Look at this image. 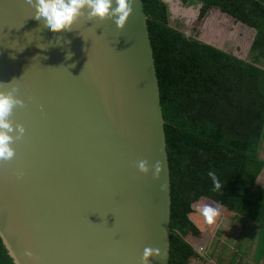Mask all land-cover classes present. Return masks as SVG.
I'll use <instances>...</instances> for the list:
<instances>
[{"label":"water","instance_id":"1","mask_svg":"<svg viewBox=\"0 0 264 264\" xmlns=\"http://www.w3.org/2000/svg\"><path fill=\"white\" fill-rule=\"evenodd\" d=\"M131 7L120 29L82 16L50 32L26 0H0V81L23 105L8 117L15 160L0 164L14 264H140L145 247L168 264L164 119L142 0Z\"/></svg>","mask_w":264,"mask_h":264},{"label":"trees","instance_id":"2","mask_svg":"<svg viewBox=\"0 0 264 264\" xmlns=\"http://www.w3.org/2000/svg\"><path fill=\"white\" fill-rule=\"evenodd\" d=\"M179 1L199 4L197 20L215 7L254 34L248 57L240 58L170 25L166 0H142L169 166L168 264L203 261L185 239L218 223V215L211 223L201 214L193 216L201 198L258 224L256 247L264 253V188L254 189L264 167V69L256 64L264 60V0ZM215 21L210 15L205 26H220ZM207 33L205 39L219 43ZM209 171L220 188H213ZM0 264H14L1 237Z\"/></svg>","mask_w":264,"mask_h":264},{"label":"rangeland","instance_id":"3","mask_svg":"<svg viewBox=\"0 0 264 264\" xmlns=\"http://www.w3.org/2000/svg\"><path fill=\"white\" fill-rule=\"evenodd\" d=\"M166 2L169 10L170 25L178 28L186 36L210 43L241 58L248 57L250 39L253 36L252 33H254L252 28L235 21L231 16L215 7H211L202 20H197L199 4L185 5L179 0H166ZM210 15L214 17L215 22L221 21L220 26L215 27L213 22L208 28L205 26ZM207 32L214 33V38L219 43L205 39L203 34H208ZM261 61L259 63H264V60ZM262 172L264 170L261 171L257 178L259 185L263 183ZM194 205L195 214H192L195 218H197L196 215L200 214L199 211H196V207L200 208L203 205L217 209L218 215V224L204 228L197 237L192 234L185 236V239L197 252L200 249L202 250V246L207 243V247L213 248V251L214 248L216 249L213 256L217 259L218 264H264L263 247L261 245L259 247L252 246L250 242L258 239V231L256 234L254 233L255 227L253 225L255 223L251 225L249 219L234 214L207 198H201ZM193 221L196 224L197 220L193 218ZM261 244H264V239ZM250 246L252 247L249 249ZM220 248L223 249L222 252L218 251ZM251 250L253 251L251 252ZM250 252L251 254L249 255ZM207 259H203V261L197 260V262L192 259L190 264H205Z\"/></svg>","mask_w":264,"mask_h":264},{"label":"clouds","instance_id":"4","mask_svg":"<svg viewBox=\"0 0 264 264\" xmlns=\"http://www.w3.org/2000/svg\"><path fill=\"white\" fill-rule=\"evenodd\" d=\"M26 3L33 9L31 17L50 32L71 30L73 23L82 16L90 21L110 17L116 28L120 29L132 12L131 0H26ZM67 55L70 56L71 53ZM11 82L0 81V164H11L15 160L12 137L9 135L12 128L8 117L14 107H23L22 102L13 95L15 88L6 87ZM17 133L19 139L23 140L25 132L17 127ZM136 167L141 173L148 172L147 162L144 160L138 161ZM159 171L160 163L157 161L153 165V175H157ZM208 175L212 178L213 188H220L214 173L209 171ZM197 211L208 223H211L217 215V209L208 205H203ZM159 252L157 248L145 247L140 257V264H147L148 257H156Z\"/></svg>","mask_w":264,"mask_h":264},{"label":"crops","instance_id":"5","mask_svg":"<svg viewBox=\"0 0 264 264\" xmlns=\"http://www.w3.org/2000/svg\"><path fill=\"white\" fill-rule=\"evenodd\" d=\"M254 32V31H253ZM254 33H252V35H253ZM252 37L253 36H251V39H250V43H251V40H252ZM250 43H249V45H250ZM237 56V55H236ZM239 57V56H238ZM241 58V57H240ZM261 60V59H260ZM260 60H258L257 62L258 63H256L259 67H261V68H263L264 69V63L262 62V63H259V61ZM260 156L261 157H263L264 158V146H263V149L260 151ZM262 170H264V167H263V169ZM263 174H262V176H263V183L261 184V185H259L260 183H258V180L256 179V185H255V187H254V189L256 190L257 188H264V172H262ZM258 178V177H257ZM233 213V212H232ZM234 214H236V213H234ZM249 222H250V224L251 225H253L254 224V222H252V221H250L249 220ZM218 224V223H217ZM254 227H255V230H254V233L256 234V232L257 231H259V226H258V224H256L255 223V225H253ZM247 231H249V230H247ZM249 233H251L250 231H249ZM251 242V244H252V246H256L257 245V241H253V240H251L250 241ZM207 243H205V246H202V250L200 249L199 250V254L204 258V259H206V258H208L207 259V263L205 262V264H218V262H217V259H215L214 258V256H213V254L215 253V248H214V251H213V248H211V247H207V245H206ZM252 246H250L249 247V249L252 247ZM199 248V247H198ZM222 248H220L218 251L219 252H222ZM253 250H251V252H252ZM251 252L249 253V255L251 254ZM216 254H219V253H216ZM264 262V261H263Z\"/></svg>","mask_w":264,"mask_h":264}]
</instances>
